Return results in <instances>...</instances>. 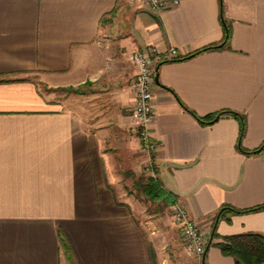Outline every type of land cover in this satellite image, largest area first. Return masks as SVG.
<instances>
[{
    "label": "crops",
    "instance_id": "0c3cea01",
    "mask_svg": "<svg viewBox=\"0 0 264 264\" xmlns=\"http://www.w3.org/2000/svg\"><path fill=\"white\" fill-rule=\"evenodd\" d=\"M222 18L228 44L195 54L223 41ZM152 45L181 55L158 64L154 172L211 242L264 234L263 209L229 214L212 236L222 206L264 203V149L246 153L264 143V0H180L162 16L139 0H0V264H66L60 231L79 264L176 263L133 217L116 177L124 160L123 174L141 168L125 154L130 139L140 146L131 55ZM226 109L246 116L241 142L235 116L197 117ZM205 262L236 264L213 243Z\"/></svg>",
    "mask_w": 264,
    "mask_h": 264
},
{
    "label": "built area",
    "instance_id": "2783aa9c",
    "mask_svg": "<svg viewBox=\"0 0 264 264\" xmlns=\"http://www.w3.org/2000/svg\"><path fill=\"white\" fill-rule=\"evenodd\" d=\"M153 14L162 16L163 12L180 0H139ZM177 48L160 51L152 45L147 49H138L131 55V61L136 67V74L132 82L134 101L130 108L133 120L134 133L143 150L149 155L152 166L153 159L160 144L152 138L151 124L155 114L154 87L156 86V72L161 61L180 58ZM171 212L175 223L178 225L182 237L184 250L190 256H197L202 260L206 246L210 241V235L201 224L189 213L184 202L178 198L171 204Z\"/></svg>",
    "mask_w": 264,
    "mask_h": 264
},
{
    "label": "trees",
    "instance_id": "16d2710c",
    "mask_svg": "<svg viewBox=\"0 0 264 264\" xmlns=\"http://www.w3.org/2000/svg\"><path fill=\"white\" fill-rule=\"evenodd\" d=\"M222 21L224 25L223 41L221 43L213 44L205 48H202L200 50H197L195 54L205 50L220 49L228 44L231 37V27L229 23L226 21V19L222 18ZM65 90L78 92L80 91V88L67 87L65 88ZM224 115H233L239 120L240 122L239 142H241L242 137L246 130L245 114L226 109V110H220L216 113H212L206 116H201V117L197 116V117L201 120L202 123L210 124L217 121L220 117ZM239 148L242 149L241 146ZM263 149H264V143L259 148L249 152L246 151V153H258ZM127 176H131L134 178L133 188L134 191H136V194L138 196H142V199L145 201L158 203L157 206L159 211H162L164 207L170 206L173 203L174 199L177 198L175 194L167 191L164 188L163 184L159 180L156 173L154 175L141 174L137 176L133 172H128ZM263 209H264V203L246 209H236L229 205L222 206L218 210L214 218L213 231H212L213 238L219 237L216 231V225L220 219L224 217L229 219L228 215L232 213H249L254 211H260ZM59 235H60L61 248L63 250L66 259V264H68L67 261L75 262L76 258L74 257L73 247L69 239L62 231H60ZM209 243H208L209 245L213 243L214 245L218 246L224 254L232 256L235 259L236 264H264V234L263 233L245 232V233H239L229 236H221L219 241L217 242L209 241ZM208 244L205 250L208 249Z\"/></svg>",
    "mask_w": 264,
    "mask_h": 264
},
{
    "label": "rangeland",
    "instance_id": "374dc122",
    "mask_svg": "<svg viewBox=\"0 0 264 264\" xmlns=\"http://www.w3.org/2000/svg\"><path fill=\"white\" fill-rule=\"evenodd\" d=\"M130 133L132 137H136L134 133V129L130 128ZM137 139V137H136ZM131 140L125 146V154L133 155L134 160H138L141 168L136 173V175L146 174V175H154L155 168L154 165L152 166L149 155L143 150L141 144L140 146H136L135 144L132 145ZM130 149L132 152H130ZM128 160H130L131 156H128ZM137 158V159H136ZM126 159V158H125ZM124 160L123 164L118 165V171H116V177L118 182V188L122 191L123 195L122 198L128 200L129 209L133 217L138 221V223L143 227L145 234L151 235L154 238V241L157 247H160L159 252L167 257V255H171L170 259L173 256L177 255L176 258H173L175 264L179 261V264H186L187 263V256L188 257H195L186 254L184 248L181 249L183 254H179L174 251V247L178 246L179 241L178 233H177V225L173 219L172 212H171V205L164 207L162 211L158 210V203H154L151 201H145L142 199V196H138L136 191L133 188L134 178L131 176H127L126 174L122 173L121 168L127 170L132 168V163L130 164L128 161ZM126 172V171H125ZM129 172H131L129 170ZM130 175V174H129ZM164 204V203H163ZM162 204V205H163ZM127 205V206H128ZM184 246V245H183ZM182 246V247H183ZM181 247V248H182ZM74 251V249H73ZM186 256V257H185ZM74 257L76 261H67L68 264H79L75 251ZM197 257V256H196ZM66 260V259H65ZM75 260V259H74Z\"/></svg>",
    "mask_w": 264,
    "mask_h": 264
},
{
    "label": "water",
    "instance_id": "95a60500",
    "mask_svg": "<svg viewBox=\"0 0 264 264\" xmlns=\"http://www.w3.org/2000/svg\"><path fill=\"white\" fill-rule=\"evenodd\" d=\"M155 79H156V82L158 81V69H157V72H156V76H155ZM212 238V237H211ZM211 242V241H210ZM210 244V243H209ZM209 244H208V247H209ZM206 251L204 252L203 256H202V264H205V254H206Z\"/></svg>",
    "mask_w": 264,
    "mask_h": 264
}]
</instances>
